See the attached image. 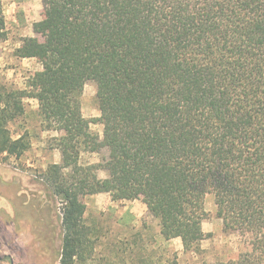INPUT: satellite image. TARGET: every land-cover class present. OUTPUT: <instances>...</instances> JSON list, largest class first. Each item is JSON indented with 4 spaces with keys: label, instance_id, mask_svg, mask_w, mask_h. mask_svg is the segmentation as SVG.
Here are the masks:
<instances>
[{
    "label": "trees",
    "instance_id": "16d2710c",
    "mask_svg": "<svg viewBox=\"0 0 264 264\" xmlns=\"http://www.w3.org/2000/svg\"><path fill=\"white\" fill-rule=\"evenodd\" d=\"M3 24L0 8V40ZM33 35L15 55L41 69L24 89L0 87V156L29 149L7 126L35 100L43 130L59 135L61 163L42 174L63 204L59 264L92 251L83 198L95 194L140 201L164 241L197 254L210 237V190L223 234L249 248L227 264H264V0H45ZM87 83L99 110L91 121L81 113ZM81 153L100 162L80 166ZM146 239L139 263L178 264Z\"/></svg>",
    "mask_w": 264,
    "mask_h": 264
},
{
    "label": "rangeland",
    "instance_id": "374dc122",
    "mask_svg": "<svg viewBox=\"0 0 264 264\" xmlns=\"http://www.w3.org/2000/svg\"><path fill=\"white\" fill-rule=\"evenodd\" d=\"M44 2L0 0L4 22L0 40V87L24 89L31 74L41 69L35 59L17 58L15 52L24 38L34 36L33 24L42 18ZM80 102L86 120L99 116L92 83L84 86ZM23 105L24 115L9 123L7 128L14 139L25 134L29 149L19 158L6 154L0 156V264H59L63 204L42 179L49 166L61 163L55 141L59 135L43 130L35 100L26 99ZM90 131L101 137L102 126L90 124ZM78 162L80 166L97 164L100 155L81 153ZM97 177L104 179L106 173L99 170ZM83 203V220L88 227L92 251L85 262L78 264H144L136 260L137 256L145 257V252H149L152 246L138 230L143 227L153 233L158 230L156 221L152 222L146 216L145 206L137 200L112 201L109 194L85 196ZM204 211V230L214 229L217 233L210 234L204 248L201 243L202 251L197 254L181 253L178 264H227L240 252L249 250L242 236L223 234L222 221L215 218L211 190L205 196ZM217 220H220V227L216 225ZM149 233L147 235H153ZM169 250L174 252L173 248ZM259 255L264 260V250Z\"/></svg>",
    "mask_w": 264,
    "mask_h": 264
},
{
    "label": "crops",
    "instance_id": "0c3cea01",
    "mask_svg": "<svg viewBox=\"0 0 264 264\" xmlns=\"http://www.w3.org/2000/svg\"><path fill=\"white\" fill-rule=\"evenodd\" d=\"M219 221L220 220L216 221V223H217L216 225H218V227H220V225H221ZM203 224H204V222L202 223V229H203L204 233H207V234L217 233V231L214 230V229H210V230L205 231L204 227H203ZM156 226H157V222H156ZM157 229L158 230H157L156 233H153L152 232L153 230H150L148 227H143L141 230H138V231H141V233H144V236H146V237L148 236L147 234L150 232L151 234H153L156 237L158 245H160L161 247L173 248L174 249L173 251L176 253L177 257H179L181 255V253L183 255V248H182L181 240L179 238H176V239H172V240H169V241H164L162 239V237L158 234V232H159V228L158 227H157ZM208 241H209V239L203 241V243H202V247L203 248L206 246L205 244Z\"/></svg>",
    "mask_w": 264,
    "mask_h": 264
}]
</instances>
